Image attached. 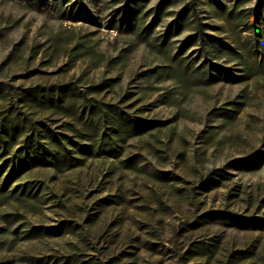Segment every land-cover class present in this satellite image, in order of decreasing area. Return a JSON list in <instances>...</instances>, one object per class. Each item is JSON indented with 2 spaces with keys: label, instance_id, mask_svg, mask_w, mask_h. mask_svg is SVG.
<instances>
[{
  "label": "rangeland",
  "instance_id": "obj_1",
  "mask_svg": "<svg viewBox=\"0 0 264 264\" xmlns=\"http://www.w3.org/2000/svg\"><path fill=\"white\" fill-rule=\"evenodd\" d=\"M157 1L139 6L143 22ZM186 2L233 55L213 40L177 55L193 24L161 46L170 18L148 39L127 32L125 0H0V82L11 86L0 129L23 128L0 154V188L30 133L56 161L76 160L29 155L0 191V264H264L258 0L170 9ZM204 58L221 69L214 81L193 72Z\"/></svg>",
  "mask_w": 264,
  "mask_h": 264
},
{
  "label": "trees",
  "instance_id": "obj_2",
  "mask_svg": "<svg viewBox=\"0 0 264 264\" xmlns=\"http://www.w3.org/2000/svg\"><path fill=\"white\" fill-rule=\"evenodd\" d=\"M149 0H125L126 7L123 9L122 15L120 16V27L125 29L127 32H136V34L143 38L148 39L152 35L154 29L162 23V19L170 18V22L165 25L163 31L159 34L161 46H166L173 38H178L182 35L190 25L193 27L189 31L183 40L180 41V44L176 50L178 54H184L191 47H196V49H204L205 43L213 40V43L218 46V52H224L226 54L233 55V52L229 50L227 43L223 42L221 39L218 40L215 36L206 34L204 28L206 24L196 23L194 17V11L196 12V6L190 2L183 4L178 10L174 11L170 9L173 4V0H158L156 4L147 10L144 13V17H148L149 21L143 22V18L139 17V6L144 7L145 3ZM258 8L254 11V14L257 17V20L260 22L263 19L264 15V0H258ZM212 42V41H210ZM198 47V48H197ZM198 52V50L196 51ZM215 59V58H212ZM184 59H179L178 63L183 64ZM193 72L200 76L204 75L205 79L208 81H214L217 79V74L221 72L220 68H217V64H212L211 60H204L199 62L195 67ZM240 77H242L240 75ZM11 86L9 84H4L0 82V102L5 99V95L10 92ZM45 90L39 89H23L21 97L25 99L30 98L37 99L38 94L43 95ZM23 128H20L17 120L10 121L8 125L0 129V145H3L0 150V154L6 156L12 151V147L16 142L17 137L22 132ZM23 145L19 146L14 152H12L11 158L3 164V168L8 167L7 176L4 179L2 188L0 191H4L6 187L11 183L13 177L16 176V173L27 164L30 160L29 155H32L34 158H42L48 164L55 166L57 162H63L68 165L69 168L73 167L76 163V160L72 157H62L58 161L52 156H48L45 152L42 151L41 145L37 142L33 133L26 135L23 139ZM77 159V158H76ZM7 163V165H6ZM10 163V164H8ZM9 165V166H8Z\"/></svg>",
  "mask_w": 264,
  "mask_h": 264
}]
</instances>
